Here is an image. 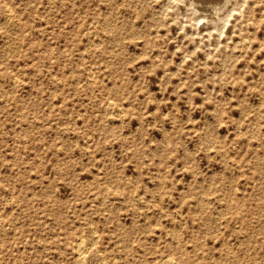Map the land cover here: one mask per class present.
Wrapping results in <instances>:
<instances>
[{
	"label": "rangeland",
	"instance_id": "1",
	"mask_svg": "<svg viewBox=\"0 0 264 264\" xmlns=\"http://www.w3.org/2000/svg\"><path fill=\"white\" fill-rule=\"evenodd\" d=\"M198 1L0 0V264H264V0Z\"/></svg>",
	"mask_w": 264,
	"mask_h": 264
},
{
	"label": "bare ground",
	"instance_id": "2",
	"mask_svg": "<svg viewBox=\"0 0 264 264\" xmlns=\"http://www.w3.org/2000/svg\"><path fill=\"white\" fill-rule=\"evenodd\" d=\"M197 1H198V0H197ZM213 1H219V0H213ZM188 2H189V0H188ZM188 2H187V3H188ZM198 2H199V1H198ZM219 2H220V1H219ZM221 2H223V1L221 0ZM189 3H190V2H189ZM212 4H213V3H212ZM221 4H222V3H221ZM208 5H209V4H208ZM216 5H217V4H216ZM216 5H215V6H216ZM196 6H197V4H196ZM205 6H206V5H205ZM215 6H212V5H211V6H209V7H210L211 9H214ZM217 6H218V5H217ZM220 6H221V5H220ZM220 6H219V7H220ZM184 7H185V6H184ZM193 7H194V6H193ZM9 8H10V7H9ZM9 8H8V9H9ZM194 9H195V8H194ZM9 10H10V9H9ZM198 10H199V9H198ZM214 10H215V9H214ZM214 10H213V12H215ZM207 11H208V9H207ZM196 12H197V11H196ZM196 12H195V13H196ZM230 12H231V11H230ZM216 13H217V12H216ZM232 13H233V12H232ZM238 13H239V12H238ZM193 14H194V13H193ZM213 14H214V13H213ZM202 15H203V14H202ZM206 15H207V14H206ZM211 15H212V14H211ZM211 15L209 16V18L211 17ZM232 15H233V14H232ZM232 15H231V16H232ZM199 16H200V15H199ZM212 17H213V16H212ZM200 18H201V17H200ZM209 18H208V20H210ZM214 18H215V16H214ZM211 19H212V18H211ZM216 19H217V18H216ZM216 19H215V20H216ZM205 20H206V19H205ZM206 22H207V21H206ZM216 22H217V20H216ZM203 24H204V23H203ZM98 39H99V38H98ZM98 41H99V40H98ZM247 43H249V41H248ZM235 46H236V45H235ZM51 50H52V49H51ZM92 73H93V72H92ZM88 76H89V75H88ZM13 78H14V77H13ZM14 80H15V78H14ZM14 82H15V81H14ZM111 104H112V103H111ZM112 105H113V104H112ZM109 108H110V107H109ZM119 109L121 110V108H119ZM108 187H109V186H108ZM100 202H101V201H100ZM96 234H97V233H96ZM90 237H91V236H90ZM94 240H95V239H94ZM80 241H81V240H80ZM78 242H79V241H78ZM81 242L84 243V241H81ZM82 243L79 242V243L76 245V251H77L76 253H77V256L81 258V259H79V260H82V257H81V256H82L83 254H85L84 252L87 250V248H86L87 245H84V244H82ZM91 244H92V243H91ZM93 244H94V243H93ZM88 246H89V245H88ZM87 251H88V250H87ZM166 258H168V256H167ZM75 259H76V258H75ZM162 261H163V260H162ZM75 262H76V261H75ZM77 262H78V261H77ZM82 262H83V261H82ZM84 263H85V262H84ZM85 264H86V263H85Z\"/></svg>",
	"mask_w": 264,
	"mask_h": 264
}]
</instances>
